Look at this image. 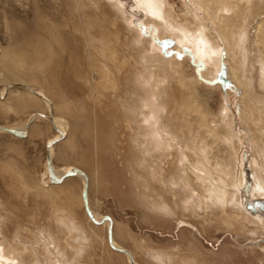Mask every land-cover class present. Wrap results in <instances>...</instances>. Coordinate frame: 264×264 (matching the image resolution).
I'll use <instances>...</instances> for the list:
<instances>
[{"label": "rangeland", "instance_id": "rangeland-1", "mask_svg": "<svg viewBox=\"0 0 264 264\" xmlns=\"http://www.w3.org/2000/svg\"><path fill=\"white\" fill-rule=\"evenodd\" d=\"M114 1L123 8L147 48L151 45L162 60L179 63L180 70H185L184 83L180 84L185 88L192 85L187 92L181 86L177 88L174 80L168 84L184 115L189 114V104L191 110L198 106L202 117L216 115L223 103L228 107L227 131L234 136L237 151L233 184L238 188L243 183L234 193L240 192L247 215L264 220V206L257 210L252 207L255 180L251 166L262 168V161L257 153L259 143L249 131L253 124L241 119V91L225 78L222 64L219 74L212 77L207 73L209 65L196 57L194 48L178 46L173 38L162 37L135 0L86 3L97 2L102 11H111L107 6ZM167 1L180 19L189 0ZM80 3L81 0H0V51L7 55L0 56V238L4 237L5 244L16 250L25 252L31 247L25 264H34L35 260L41 261L36 264L43 263L37 246L45 232L57 239L59 250L74 260L73 264H129L128 257H133L136 264H154L147 256L151 251L168 253L178 261L176 264L192 259L194 264H264V230L250 236L245 230H234L227 224L216 226L213 221L201 223L198 217L189 215L168 219L136 202L126 170L130 161L126 130L118 126L108 95L104 94L101 104L93 107L92 94L88 95L86 86L76 79L86 72L88 51L82 36L78 32L75 35L73 28L82 31L88 18L85 13L94 11ZM258 11H264V2ZM43 27L49 29L44 31ZM39 41L48 47L39 46ZM228 92L230 97L226 98ZM262 94L256 86L254 95L261 98ZM44 99L57 106L46 105ZM213 121L211 126L221 124ZM192 124L185 123V131ZM202 125L203 120H198L194 128ZM224 132V128H217L218 135L223 137ZM258 137L264 142V131ZM214 140L215 137L206 140L212 149V166L216 159L229 156L223 151L227 145H218ZM72 169L87 182L73 175ZM63 171L64 176L57 180L54 173ZM261 199L264 202V197ZM69 217L74 222L68 223L73 231L67 229V224L58 223ZM112 243L124 252L114 249ZM73 249L81 253L75 256Z\"/></svg>", "mask_w": 264, "mask_h": 264}, {"label": "bare ground", "instance_id": "bare-ground-1", "mask_svg": "<svg viewBox=\"0 0 264 264\" xmlns=\"http://www.w3.org/2000/svg\"><path fill=\"white\" fill-rule=\"evenodd\" d=\"M86 1L81 0L80 6L94 11L85 13L88 18L82 31L73 28L75 35L78 32L82 36L88 51L86 72L76 79L86 86L88 95L92 94L93 107L101 104L104 94L108 95L118 126L126 130L130 155L126 170L135 191L136 202L152 214L168 219L177 220L180 216L189 215L198 217L201 223L213 221L216 226L227 224L231 229L245 230L250 236L263 232L264 220L247 215L241 205L238 188L242 182L238 188L233 184L237 173L234 163L237 161V151L234 136L227 131L230 123L228 107L223 103L216 115L205 113L208 115H204L205 118L201 116L198 106L191 110L189 104V114L184 115L179 104L176 106L173 90L168 85L174 80L177 88H184L183 92L192 86L189 84L185 88V84H180L184 83L185 74L184 69L180 70L181 64L162 60L153 52L151 45L147 48L139 33L135 28L132 29L131 20L129 22L117 1L107 6L111 11H102L97 5L98 0L91 4ZM263 2L189 0L182 17L177 19L167 0H135L136 5L145 12L148 22L158 27L162 37L173 38L178 46L189 45L194 48L196 57L209 65L207 73L210 76H217L222 64L225 78L241 91V119L253 124L249 131L259 143L257 153L262 161V168L251 166L255 180L251 194L255 197V202H252L254 210L264 206L261 199L264 197V142L258 137L264 131V95L261 93L264 92V16L261 17L264 11H258ZM48 29L43 27L44 31ZM116 33L118 36H115ZM56 39L54 36V43ZM38 44L49 45L42 41ZM0 54L2 56L3 51ZM6 56L5 53L2 57ZM119 81H122L121 86ZM125 86H128L127 90H124ZM256 86L262 94L261 98L254 95ZM228 97L229 92L226 93ZM47 100L46 105L57 106L50 99ZM215 119L222 125L217 122L211 126ZM198 120H203V125L196 130L194 126ZM189 122L193 124L185 131V123ZM176 123L180 124L179 128ZM221 127L225 129L223 137L216 133L217 128ZM207 137H215L214 141L218 145L226 144L227 148L223 151L229 152V156L216 159L213 166L209 162L212 149L207 147ZM71 171L84 183L87 182L81 173L75 174L73 169ZM71 171L67 170V173ZM54 174L58 180L65 171ZM235 190H239L237 195ZM60 222L59 225L67 224V229L73 231L68 225L74 223L70 217ZM106 222L102 224L106 225ZM2 232L0 227L1 236ZM42 235L37 246L42 251L38 253L44 259L42 264H73L74 260L71 261L59 250V243L53 235L46 232ZM5 243L4 237L0 238V248L4 252L0 255V264H25V255L32 250L31 247L24 252ZM112 244L114 249H122ZM73 250L75 256L81 253V250ZM147 256L154 264L178 262L163 251L147 252ZM193 260H185L182 264H194ZM128 262L136 264L133 257H128Z\"/></svg>", "mask_w": 264, "mask_h": 264}]
</instances>
